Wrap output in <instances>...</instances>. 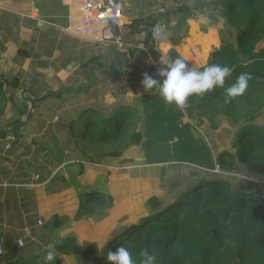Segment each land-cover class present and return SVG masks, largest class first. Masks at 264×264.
<instances>
[{"label": "crops", "instance_id": "obj_1", "mask_svg": "<svg viewBox=\"0 0 264 264\" xmlns=\"http://www.w3.org/2000/svg\"><path fill=\"white\" fill-rule=\"evenodd\" d=\"M121 1L124 23L115 33L123 45L118 47L113 42H94L73 32L83 16L80 5L74 0H0V241L5 238L38 241L37 238L44 234L43 224L55 214L69 217L58 232H51L45 243L70 233L78 235L80 247L102 240L122 225L127 226L123 222L112 230L113 226L104 224L109 217L113 221L120 215L123 217L125 207L133 216H142L136 214L135 188H140V192L145 188L141 196L151 195L152 182L156 179L153 167H165V174H168L170 163L186 164L189 154L193 161L203 158L204 153L205 156L209 154L206 160L204 158L207 162L211 156L209 148L205 152L196 148L194 136L197 137L198 132L205 135L213 150L214 167L205 170L216 168V154L226 148L218 149L216 145H230L236 128L223 115L218 118L217 128L212 129L195 102L188 101L189 106L184 111L175 106L161 107L163 100L158 92L155 89L145 92L139 80L145 72L156 74L161 56L174 59L169 55L171 49L201 70L210 62L213 48H218L222 39L236 45L237 29L228 25L217 11H212L216 18L209 23L211 11L208 7L203 8L204 13L187 15L184 19L187 31L182 30L177 35L173 31L178 28L167 29L164 18L159 17L154 27L161 26L166 39H153L149 42L152 48L149 50L145 43L136 46V40L142 39L144 34L132 30L134 23L164 10L168 12L169 25H174L183 14L178 5L184 3L191 9L197 0ZM202 18H207L208 23H202ZM210 31L214 32L215 41L210 43L207 55L200 57L203 52L201 39ZM254 51L257 59L264 57L263 39ZM197 54L198 61L190 59ZM108 61L112 66L104 69ZM135 63L141 66V75H135ZM129 82H138L134 91L127 88L125 95L129 100L145 95L144 102L151 108L149 113H144L143 123L141 120L138 125L148 135L136 146L180 144L191 150H184L185 154L178 158H174L175 152H172L173 157L164 160L152 157L154 151H146L145 162L124 155L126 149L117 157L99 152L105 158L120 157L118 164L103 157H92L82 134L83 119L92 109L101 113L111 111L122 94L119 93L120 85ZM81 83L87 85L79 86ZM196 106L200 109L196 110L197 115L191 109ZM180 115L187 120H179ZM165 119L168 124L162 128ZM158 124L164 138L156 136ZM150 128L152 133L149 134ZM223 130L226 131L225 139L221 138ZM203 141L207 145V141ZM189 168L190 171L201 169L199 165ZM95 191L111 194L113 200L108 205L89 197L83 206L94 212L71 218L72 213L77 214L83 208L81 198ZM115 206H121L120 210L114 212Z\"/></svg>", "mask_w": 264, "mask_h": 264}, {"label": "trees", "instance_id": "obj_2", "mask_svg": "<svg viewBox=\"0 0 264 264\" xmlns=\"http://www.w3.org/2000/svg\"><path fill=\"white\" fill-rule=\"evenodd\" d=\"M234 1L218 0L216 7L200 4L195 13H204L203 8L209 6V23L216 18L212 11H217L228 25L237 29L236 45L222 39L221 45L213 48L207 64L234 68L225 81V88L235 83L243 72L252 75L246 92L231 103L225 104L224 89L220 88L204 97L189 98L199 106L200 115L207 118L212 129L217 128L220 115L236 128L230 145L216 154V163L221 172L201 171L200 168L191 170L187 185L167 190L169 199L166 202L162 200L166 191L158 186V179L165 176V167L155 166L152 170L156 179H153V190L147 199L151 213L135 217L125 207L123 217L120 215L114 221L109 217L104 224L113 226L112 230L123 222L127 226L122 225L102 240L82 244L81 247L78 235L74 233L45 243L51 237V232H58L69 217L55 214L43 224L41 230L44 234L37 238L38 241L27 239L21 246L12 238L0 241V264H45L43 257L49 244H54L56 248L54 264H109L107 252H114L120 246L132 253L135 264H140V252L144 249L155 253L156 264H264V199L261 198L264 191V67L257 68L253 64L257 58L255 46L264 40V0H246L245 4L240 5ZM189 9L184 3L178 5L181 13ZM154 25L155 21L147 24L149 35L145 46L149 47V42L153 40ZM187 26L184 20L173 33L177 35L182 30L187 31ZM202 28L205 29L204 26ZM214 41L213 31L201 39L203 52L199 54L200 57L207 55L208 47ZM169 55L174 59L178 57L174 49L170 50ZM199 56L197 54L190 59L198 61ZM131 61H134L133 57ZM137 85L138 82L120 85L119 93L123 95L114 105L118 111H110L106 121L96 118L101 115L98 110L85 112L83 137L93 144L106 142L114 145V148L104 152L107 155H121L129 145L140 144L144 136L142 129L138 128L139 120L143 123V113L140 109L136 112V100H129L125 95L128 87L134 91ZM137 100L144 107L143 112L149 113L151 108L144 102L145 95H140ZM164 106L161 103V107ZM162 128L157 129L156 136L164 138ZM212 152L209 147L211 156L207 162H204V158L206 160L209 154L205 156L204 153L203 158L197 159L195 164L213 168ZM135 193L138 200L140 188H135ZM89 197L100 204L109 205L113 200L111 194H87L81 198L83 208L77 214L72 213L71 218L94 212L83 206L84 200ZM120 208L115 206L114 212Z\"/></svg>", "mask_w": 264, "mask_h": 264}, {"label": "clouds", "instance_id": "obj_3", "mask_svg": "<svg viewBox=\"0 0 264 264\" xmlns=\"http://www.w3.org/2000/svg\"><path fill=\"white\" fill-rule=\"evenodd\" d=\"M201 22L208 23V20L202 18ZM152 36L157 41L166 39L161 26L153 28ZM158 62L160 67L157 68L155 75L160 79L145 72L142 74L141 86L145 92L155 89L166 107L175 106L180 111L188 108L190 97H204L217 88L224 89L225 104L231 103L246 92L249 81L252 79L250 73L243 72L236 78L235 83L225 88V81L232 75L233 67L210 64L204 66L203 70H199L191 66L184 57L170 59L161 56ZM56 255L55 245H47L46 254L43 257L45 264H54ZM140 257V264H156L154 252L144 249L140 252ZM107 261L109 264H135L132 253L124 246L118 247L114 252L108 251Z\"/></svg>", "mask_w": 264, "mask_h": 264}, {"label": "rangeland", "instance_id": "obj_4", "mask_svg": "<svg viewBox=\"0 0 264 264\" xmlns=\"http://www.w3.org/2000/svg\"><path fill=\"white\" fill-rule=\"evenodd\" d=\"M235 3H239L240 4H245L246 0H235L234 1ZM217 6V5H216ZM215 6V7H216ZM209 7V6H207ZM240 9V6L238 7ZM157 13V12H156ZM155 13V15H156ZM154 15V16H155ZM153 16V17H154ZM150 19V18H149ZM248 25V23H247ZM246 24H244L243 26H247ZM132 28V27H131ZM149 49L151 50L152 48L149 46ZM264 52V51H263ZM157 55H160L159 53L155 52ZM261 56V55H258V57ZM156 57V56H155ZM157 60V59H156ZM257 60H261L260 62H257ZM158 61V60H157ZM136 64V63H135ZM257 68H262L264 67V57H261V58H256L254 60V63H253ZM137 66V70H135V75H141L142 74V68L140 65L136 64ZM151 64L148 65V67H150ZM253 66V65H252ZM133 71V70H132ZM153 76L157 79H160L159 77H157L155 75V73L153 74ZM36 98H38L37 96H35ZM136 100V103L138 105V109L136 112L139 111V109L141 110V112L143 113L144 115V112H143V109L144 107L142 106L141 102L137 99ZM160 106V105H159ZM191 109H194L195 111V114L197 113L196 110L199 109L197 106L196 107H193ZM111 112H116L118 111V109L115 110V107H111ZM200 110V109H199ZM101 115H97L96 118H99V120L101 121H106L109 116H110V111H105L104 113H100ZM197 115V114H196ZM87 116V114H86ZM85 116V117H86ZM84 117V118H85ZM195 119V118H193ZM179 120H181L182 122L186 121L187 118L183 117L181 118V115H180V118ZM140 121V120H139ZM168 122V121H167ZM166 122V119L164 120V124H162L163 127H166V124H168ZM174 123H176V120H174ZM182 125V123H180ZM223 124H226L228 125L226 122H223ZM140 125V124H139ZM161 126V127H162ZM223 127H226V126H223ZM228 127V126H227ZM72 128L75 129V124L73 123L72 124ZM142 128V126L140 127ZM152 133V128H150L149 130V134ZM223 134H221V138H226L224 136H226V131L223 130L222 131ZM148 133H145L144 136H147ZM195 138V141H196V148L198 150H201L203 152H205L204 150H208V148L211 146V145H208V141L206 140L205 138V135L203 133H197V137L194 136ZM207 141V145H205L204 141ZM86 143L89 144L90 148H89V152H91L92 154V157H98L99 159H101L102 157L106 160H110L112 161V163L114 164H118L119 163V158H113V157H107L105 158V156H101L99 155V152H105V151H108L110 150V148H114V145L112 144H109V143H100V144H94L87 141L85 139ZM223 141V140H222ZM198 142V143H197ZM200 144V145H199ZM108 145H112V146H108ZM88 146V145H86ZM218 149L220 148H224V147H228L229 145H216ZM96 147V148H95ZM176 147L178 148L177 151H175ZM185 145H180V144H174V145H170V144H167V145H139V146H136V145H129L126 150L124 151V155H129L131 158H137L136 161L137 162H145V159H146V156H145V153L146 151H154L155 153L152 154V157L156 156V159H159V160H164L165 158H172L173 155H172V152H175L174 154V158H178V157H182L183 154H185V151L184 150H191L189 149L188 147H185ZM184 148V149H183ZM171 154V157H169ZM186 158H188L186 161V164H188L189 166H196L195 162L196 161H193V159H191V155L189 154L188 156H186ZM206 162V161H205ZM186 164H177V163H170L168 166V174H165V176L163 178H161L160 180V187L161 189H165L166 193L163 194L162 196V200H165L166 202L168 201L169 199V193L168 191L178 187V186H185L189 183L190 181V177H191V171H190V168L188 165ZM201 167V171H208V170H205L207 169V167H205L204 165H199ZM213 172H217V171H213ZM218 172H221V169L219 168ZM175 177V179H174ZM174 179V180H173ZM145 190V188H144ZM144 190H141L142 194L144 193ZM168 190V191H167ZM96 193L98 191H95ZM98 194L104 196L105 193H102V192H98ZM149 196V194H145L144 196H141L138 198V200L135 199V197H133V200H134V206H136V214H141L142 216L144 215H147L149 213L152 212V210L150 209L148 203H147V197ZM164 202V201H163ZM139 211V212H138ZM117 229L114 231L116 232Z\"/></svg>", "mask_w": 264, "mask_h": 264}, {"label": "built area", "instance_id": "obj_5", "mask_svg": "<svg viewBox=\"0 0 264 264\" xmlns=\"http://www.w3.org/2000/svg\"><path fill=\"white\" fill-rule=\"evenodd\" d=\"M80 5L83 16L81 21L73 27V32L94 42H113L118 47L122 40L115 33L124 23L123 3L121 0H74ZM8 146V145H7ZM218 165L213 171L218 170ZM264 199V191L261 193ZM41 222L38 221V224ZM19 246L22 239L16 240ZM2 250L0 249V253Z\"/></svg>", "mask_w": 264, "mask_h": 264}, {"label": "water", "instance_id": "obj_6", "mask_svg": "<svg viewBox=\"0 0 264 264\" xmlns=\"http://www.w3.org/2000/svg\"><path fill=\"white\" fill-rule=\"evenodd\" d=\"M199 4H207V5H211V6H216L218 4V0H197L194 2L193 6L191 9H189L188 11L184 12L180 19L174 24V25H169V16H168V12L164 11V10H160L157 11L156 15L150 19L147 20H141L139 22L134 23V25L132 26V30L133 31H137L138 33H143L144 36L142 39H138L136 40V46L138 44H143L147 41L148 39V29L146 27L147 24H151L153 23L156 19H158L159 17L164 18V26L169 29V30H175L179 27V25L182 23V21L186 18L187 15L189 14H193L196 12L197 10V6ZM138 27V28H137ZM107 65L112 66L111 61H108L105 63V65L103 66L104 69L107 68ZM93 81V79L91 80V82ZM82 85H87L86 83H81L79 86ZM63 89H61L60 91H62Z\"/></svg>", "mask_w": 264, "mask_h": 264}]
</instances>
